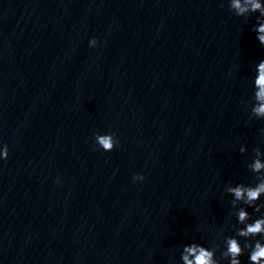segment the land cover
<instances>
[{
    "label": "clouds",
    "instance_id": "obj_1",
    "mask_svg": "<svg viewBox=\"0 0 264 264\" xmlns=\"http://www.w3.org/2000/svg\"><path fill=\"white\" fill-rule=\"evenodd\" d=\"M228 3L229 10L238 17L247 19L249 15L259 13L252 31L256 33V39L260 45L264 47V2L262 0H228ZM90 41L91 43L97 42L95 38ZM254 71L250 120L252 118L264 119V60L258 62ZM95 141L100 146L99 148L105 152H111L118 144L114 133L95 134ZM239 151L244 154L245 147H240ZM262 156H264V152L259 147L253 149L252 161L247 164L248 170L253 174L252 183H239L234 186L230 183L225 188L226 193L233 197L230 202L234 209L232 215L236 217L237 224L243 225V227L233 225L235 236L223 238V251H220V244H214L211 248L195 242L184 246L181 252L183 264H220V259L228 261V264H242L240 257L245 254L246 250L248 251L249 264H264V203H257L264 196ZM7 158L8 147L5 145L0 151V159L7 160ZM143 179L142 174L133 176L134 181ZM247 208H252L255 213L260 215L253 219ZM257 237L259 239H256ZM239 238L244 239L243 246ZM217 251H220L219 259L216 256Z\"/></svg>",
    "mask_w": 264,
    "mask_h": 264
}]
</instances>
